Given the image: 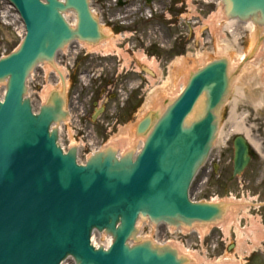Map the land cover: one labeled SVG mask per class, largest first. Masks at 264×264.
Segmentation results:
<instances>
[{
  "label": "water",
  "instance_id": "obj_1",
  "mask_svg": "<svg viewBox=\"0 0 264 264\" xmlns=\"http://www.w3.org/2000/svg\"><path fill=\"white\" fill-rule=\"evenodd\" d=\"M9 1L26 35L17 51L0 59V83H6L0 101V264H62L70 258L75 264H189L172 246L139 241L136 225L149 219L192 227L222 219L224 206L195 202L190 191L210 156L230 92L227 60L194 73L156 121L149 114L139 123L138 134L148 132L140 152L120 156L107 148L80 164L77 148L65 153L59 144L65 100L54 93L34 111L27 80L72 41L101 39L90 0ZM223 4L228 18L264 25V0ZM67 11L77 14L76 28ZM234 147L237 175L250 157L243 137ZM97 233L111 236L112 244L94 245Z\"/></svg>",
  "mask_w": 264,
  "mask_h": 264
},
{
  "label": "rangeland",
  "instance_id": "obj_2",
  "mask_svg": "<svg viewBox=\"0 0 264 264\" xmlns=\"http://www.w3.org/2000/svg\"><path fill=\"white\" fill-rule=\"evenodd\" d=\"M1 3L3 4V1ZM197 5L198 11H200L204 19H207L212 12L217 13L219 11L217 5H206L199 0H192L190 6L185 5L184 31L187 33L188 28H190L192 32H188V38L184 39L185 53L183 56L187 61L182 66L179 63V58L181 57L173 58L171 55L164 56L157 54L155 57L156 70L154 69L156 75H151L152 77H150L140 72L142 67L146 65V62L138 54L137 56L132 53L129 56L125 54L121 57V62H118L117 58L116 64L111 63L112 56H107L105 58L106 61L98 65L96 62L97 59L94 60L93 64H87L86 58L82 56L77 59L76 67L70 74L71 78L67 87V97L70 102L72 95L78 93L80 103L78 105H83L84 109L83 111L80 108L73 110L74 117L69 119L63 132L65 143H70L73 140L79 142L82 139V135H85L90 130V135L95 136V148L99 146L104 147L113 139H124L125 143L131 142L132 149L136 150L139 148L142 141L140 138L143 136L136 134L135 128L137 122L144 115L152 112V110L158 116L159 109H156L157 105L166 106L169 104L182 89L181 83L179 82L183 76L190 71H195L202 64L201 59L195 55L197 38L194 34V28L196 26L189 22L195 13V7ZM149 28L152 30V41H159L160 32L156 30L155 24H143L133 29L147 36L148 31H145ZM160 29H164L165 32L162 33L165 38L176 33L175 28L169 27L166 24L160 27ZM257 31V45L255 48L252 47L251 34H248L243 40L239 39L237 43L239 47L244 48L247 54L246 60L253 64L248 63L244 70H242L241 65L233 71L234 81L232 83V94L223 110L221 129L223 128L222 130L224 132L228 131L232 126L233 120L239 118V124L248 127L251 131V138L256 140L262 147L261 155L254 153V161L235 180H231V166H228L229 172L226 175V180L213 179L204 182L206 179L201 173L193 184L191 197L197 201L210 200L216 196L225 200L230 194H233L238 198H245L249 202L248 210L251 206L256 208L251 210L250 215L260 214L264 220V41L260 39L262 35L264 36V32L262 30ZM131 40H134L138 45H143L136 37H132ZM228 40V45L232 48L230 56L236 61L239 59V52L234 43L235 37L228 35ZM20 42V36L17 34L15 27L7 25L0 18V57L4 49L7 50L6 55H8L16 49ZM104 43L108 45L105 53H112L115 49L119 50L115 46V37H111V35L106 38ZM96 49H94L95 52L105 50L100 47L99 50ZM152 49H156V46L154 45ZM211 58L210 56L208 59ZM52 70V67L48 64L40 67L34 72L30 80V96L36 105L43 102L44 90L46 91L48 88L50 92L55 90L62 92L63 90V87L55 85L56 80L52 74ZM81 75H85V81H82L80 78ZM238 87H243V94L235 104L234 98L238 92ZM154 89H157L159 92L160 102L155 99L152 100L150 107L145 110L144 107L148 104L150 93ZM120 90L127 92L130 96L129 100L125 101L123 108L121 107L123 93L121 94ZM2 93V87L0 86V95ZM251 96L260 97L263 101V106L257 107ZM114 103L117 112L111 115V110H114ZM233 105L235 106V114L230 118ZM104 107L105 112H98L99 109H103ZM83 141L87 143V136L83 138ZM220 149L223 150L221 151L222 159L226 166L232 157V151L229 148H223L221 143L218 142L217 147L212 153V156H215L216 159L218 158L217 153H219ZM88 152H91V149L88 145H85L82 152L83 160L86 159L85 154H88ZM207 167L208 165L205 168ZM260 205L262 207L258 211ZM244 210L238 209L236 216H239L241 211L243 212ZM244 224H246V219L242 222V226ZM253 224V228L256 226L260 229V232H264V222L259 224L254 221ZM222 231L225 233L224 228L213 227L211 235L206 239V244L200 250L201 257L205 259L201 264H211L216 259L223 258L226 255L234 257L240 264H264L263 246L260 249H256L251 256V250L249 251L250 254H248L249 252L243 254L236 248L239 240L237 239V235L231 231L229 238L223 241L222 239L225 237H223ZM261 235L262 233H260L259 237ZM262 236L263 242L262 240L261 242L264 245V234ZM218 237V247L216 251H213L210 243L213 238ZM93 239L97 245L104 240L100 234H96ZM65 264H74V262L70 259Z\"/></svg>",
  "mask_w": 264,
  "mask_h": 264
},
{
  "label": "bare ground",
  "instance_id": "obj_3",
  "mask_svg": "<svg viewBox=\"0 0 264 264\" xmlns=\"http://www.w3.org/2000/svg\"><path fill=\"white\" fill-rule=\"evenodd\" d=\"M5 9H6V11L4 12L5 13V17H7V19H9V20H13L14 22L16 21V18H15V16L14 15H12L11 14V11L10 10H8L9 9V7L6 5V7H5ZM224 17V13H223V8L220 10V12L216 15V17H212L211 18V20H210V22H211V24H213V25H216V24H218V22L222 19ZM221 18V19H220ZM12 21V22H13ZM233 22V21H232ZM20 24V23H19ZM251 24L249 23V24H247V26H250ZM251 27V26H250ZM260 30H263V32H264V27H260ZM19 32H20V34H22L23 33V28L21 27V26H19ZM103 33H106L107 34V32L106 31H103ZM256 35H257V31L256 32H254V33H252L251 34V39H252V47H256V45H257V42H256V40H257V38H256ZM106 40V37H105V39H104V41ZM234 43H235V45H236V39L234 40ZM81 45H84V46H87L88 48H93V49H96L97 48V46H94V45H89L88 43L86 44V43H81ZM101 45H102V43H101ZM237 46V45H236ZM68 49V48H67ZM66 49V50H67ZM73 49H75V50H73L72 51V54H75L76 53V50H77V46L75 47L74 46V48ZM65 50V51H66ZM64 51V52H65ZM219 54L221 55V56H225V57H227L228 58V60L230 61V67H229V70H228V74H229V77H230V82H231V85H232V83H233V81H234V76H233V71H235V69L237 68V67H240L241 65H242V70H244L245 69V67H246V65H248V63L249 64H253L252 62H248V60H246V56L245 55H247V54H245V51H244V55L241 53L240 54V58H239V60H236V61H234L233 59H232V57L230 56V54L228 53V51H227V49H225V48H222V51L221 52H219ZM203 60V59H202ZM180 62V66H182V65H184V63L187 61L186 60V58L185 57H182V58H180V60H179ZM146 62V64H147V67L145 66V69L146 70H154L155 68H156V62H155V60L154 59H152V60H148V61H145ZM51 67H52V69L53 70H55V72L58 74V75H60L59 74V72H60V70H58L57 68H56V66L55 65H50ZM149 67H150V69H149ZM149 71L151 74H153V72L152 71ZM156 70V69H155ZM194 71V70H193ZM193 71H190V72H188L187 74H185L184 76H183V78L181 79V81L179 82V83H181V86H182V89L183 88H185V86H186V84H187V82H188V79H189V77H190V75H191V73L193 72ZM55 73V76L57 77V74ZM63 76L64 77H66L67 76V71H64L63 70ZM67 81H68V79L67 78H65ZM86 78H84V80H85ZM171 82V81H170ZM60 86H62V85H60ZM181 91V90H180ZM178 92V96L180 95V93L181 92ZM237 93H236V95H235V98H234V103L236 104L237 103V100L242 96V94H243V87H241V88H239L238 87V89H237ZM49 95H50V89L48 88V89H46V91L44 90V93H43V97H44V99H47L48 97H49ZM159 92H158V90L157 89H154L151 93H150V97H149V101H148V104H146V106L144 107V109L145 110H147L149 107H150V103H151V101L152 100H158L159 101ZM176 95V96H177ZM175 96V97H176ZM252 97V99H253V102L256 104V106L257 107H261V106H263V101H262V99L260 98V97H256V96H251ZM160 102V101H159ZM172 103V101L169 103V104H167L166 106H162V105H157V107H156V109L158 108L159 110V113H158V116H160V114L162 113V111L163 110H165L167 107H168V105H170ZM232 111L230 112V118L235 114V106L233 105V107H232V109H231ZM239 118H236V119H234L233 120V122H232V126H231V128L228 130V131H226V132H224V131H222L221 129H220V131H219V134H218V140L217 141H219L222 145H224L226 142H228L229 141V139H230V137H231V135L232 134H242V135H245L249 140H250V142L252 143V145L255 147V149H257L258 151L260 150V144L256 141V140H254V139H252L251 138V131H250V129L248 128V127H246L245 125H242V124H239V120H238ZM92 137H94L93 135H92ZM126 138H127V135H126ZM141 140H142V143L145 141V137H141L140 138ZM93 140V138H91V140L90 141H92ZM110 145L112 146V147H114V148H116V147H121V148H123V149H129V148H131V142H129V143H125L124 142V139H121V140H119V139H113L112 141H111V143H110ZM241 205H243V204H241ZM229 208H228V213H227V216H226V218H225V220L222 222V223H219V225L221 226V227H223L224 228V230H226V232H228L229 231V229H230V226L234 223V216L236 215V210H237V206H240L238 203H229ZM203 226H205V225H203ZM203 226H199L198 228H199V230H201V231H204V228H203ZM93 242L94 243H96L94 240H93ZM239 246H244L243 245V243H242V238L239 240ZM244 248H245V250H247L248 252L252 249L251 247H246V246H244ZM180 250L182 251V248L180 247ZM239 251H241L242 252V250L241 249H239ZM188 259H189V264H201L202 263V261H204L205 259L204 258H202V257H200L199 256V254L198 253H191V254H189V256H188ZM211 264H240L234 257H232V256H224L223 258H218V259H216L215 261H213Z\"/></svg>",
  "mask_w": 264,
  "mask_h": 264
},
{
  "label": "flooded vegetation",
  "instance_id": "obj_4",
  "mask_svg": "<svg viewBox=\"0 0 264 264\" xmlns=\"http://www.w3.org/2000/svg\"><path fill=\"white\" fill-rule=\"evenodd\" d=\"M164 22H165L164 19H161V20L160 19H157L155 21H152L151 24L163 25ZM89 55L90 54L88 52H84L83 53V56L90 57L92 59L93 57L92 56H89ZM111 61H112V63H116V59H111ZM250 155H251V161L253 162L254 159H255V156H254V153H253V151L251 149H250ZM217 161L220 163V166H213L209 170H207V171L204 172V174L206 172L209 173L208 179H211L212 177H216V178L226 177L227 171L223 167L222 155L217 159ZM230 163H231V161H230ZM231 180H234V179L231 177Z\"/></svg>",
  "mask_w": 264,
  "mask_h": 264
}]
</instances>
